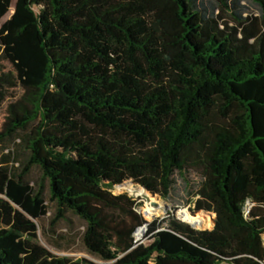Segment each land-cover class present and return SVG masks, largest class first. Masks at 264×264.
Wrapping results in <instances>:
<instances>
[{
    "label": "trees",
    "instance_id": "16d2710c",
    "mask_svg": "<svg viewBox=\"0 0 264 264\" xmlns=\"http://www.w3.org/2000/svg\"><path fill=\"white\" fill-rule=\"evenodd\" d=\"M197 2L15 0L0 26V142L28 130L24 173L40 169L57 218L78 216L106 264H264V15L230 26ZM183 171L201 179L206 230L147 222L113 193L130 180L165 198ZM45 214L41 193L0 167V264H91L35 242Z\"/></svg>",
    "mask_w": 264,
    "mask_h": 264
},
{
    "label": "rangeland",
    "instance_id": "374dc122",
    "mask_svg": "<svg viewBox=\"0 0 264 264\" xmlns=\"http://www.w3.org/2000/svg\"><path fill=\"white\" fill-rule=\"evenodd\" d=\"M236 1V9L225 10L223 13H221L216 5L209 0H198L197 5L201 12L213 13L214 15L221 14L222 20L230 26L235 25L234 13L240 14L243 18H260L264 15L259 6L251 0ZM14 3L15 0H12L8 12L0 19V26L12 14ZM27 133L28 130L17 131L11 137L0 142V167L6 169L14 179L23 176L24 182L31 187L34 193H41L46 207V214L43 217L34 220L37 226L35 242L56 258L85 260L91 264H106V262L101 260L97 255L90 253L85 248L82 241L85 223L78 216L71 211H65L63 217L57 218L56 204L50 199L49 180L43 177L40 169L37 166H33L24 173V166L29 158V151L25 146ZM171 179L172 184L169 193L165 198L159 195H151L141 186L130 180L123 182V185L119 187L120 190L116 187L113 190V193H127L136 202L137 211L147 222H152L155 219H163L168 217V215H173L176 219L181 220L177 215V211L180 209H186L193 216L200 215L204 221L207 222L208 225L206 228H208L210 221L207 217H204L199 213L204 211L194 212V203L198 198L197 190L201 183L200 177L193 171H183L181 173L174 172ZM149 196L158 197L167 204L168 208L165 209L164 213L155 217L147 215L145 204L149 201ZM251 206L252 204L247 202L244 208L245 212L249 210ZM143 212L148 220L144 218ZM197 230L206 229L200 228ZM144 234L145 232H143L141 238L137 240L146 242ZM262 238L264 241V235Z\"/></svg>",
    "mask_w": 264,
    "mask_h": 264
},
{
    "label": "bare ground",
    "instance_id": "6f19581e",
    "mask_svg": "<svg viewBox=\"0 0 264 264\" xmlns=\"http://www.w3.org/2000/svg\"><path fill=\"white\" fill-rule=\"evenodd\" d=\"M167 204L158 197L149 196V201L145 204L146 213L150 217L159 216L164 213ZM177 215L186 223L190 224L194 229L204 228L206 222L201 216H193L186 209L177 211ZM143 229L139 228L134 233L136 239L141 238Z\"/></svg>",
    "mask_w": 264,
    "mask_h": 264
},
{
    "label": "water",
    "instance_id": "95a60500",
    "mask_svg": "<svg viewBox=\"0 0 264 264\" xmlns=\"http://www.w3.org/2000/svg\"><path fill=\"white\" fill-rule=\"evenodd\" d=\"M116 188V187H115ZM151 194V193H150ZM152 195V194H151ZM166 208H168V206L166 207ZM204 213H206L205 211H204ZM207 213H209L210 214V212H207ZM214 215V217H215V214H213ZM190 225V224H189ZM191 226V225H190ZM213 226H214V222H213ZM192 227V226H191ZM140 228H142L144 231L143 232H146V230H147V224H145L144 226H142V227H140ZM193 228V227H192ZM137 230V229H136ZM135 233V232H134ZM133 236H134V234H133ZM135 238V237H134ZM135 241H138L136 238H135Z\"/></svg>",
    "mask_w": 264,
    "mask_h": 264
}]
</instances>
